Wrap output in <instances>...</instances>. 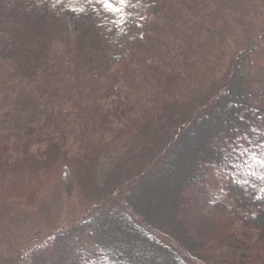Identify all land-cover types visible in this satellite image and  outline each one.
Masks as SVG:
<instances>
[{
  "label": "trees",
  "instance_id": "16d2710c",
  "mask_svg": "<svg viewBox=\"0 0 264 264\" xmlns=\"http://www.w3.org/2000/svg\"><path fill=\"white\" fill-rule=\"evenodd\" d=\"M251 1L0 0V213L45 216L68 167L103 264H264V21L234 28ZM24 20L63 25V48L21 66Z\"/></svg>",
  "mask_w": 264,
  "mask_h": 264
},
{
  "label": "rangeland",
  "instance_id": "374dc122",
  "mask_svg": "<svg viewBox=\"0 0 264 264\" xmlns=\"http://www.w3.org/2000/svg\"><path fill=\"white\" fill-rule=\"evenodd\" d=\"M238 10L242 22L237 20L234 28L245 23L250 25L264 21V0H252L251 4L248 2L238 6ZM0 22L2 29H5L1 15ZM21 25L28 33H16L13 40L17 45L15 58L23 67L42 51L62 49L66 43V29L63 25L56 27L42 24L34 29L32 23L26 20ZM239 32L234 33L237 35ZM119 152L120 149H114L106 153L99 163L98 179L101 184L112 171ZM71 175L70 168L62 167L59 177L49 183L45 216L35 213L31 207L22 203H14L0 213V262L20 249H27L25 257L29 264H103L89 241L91 230L85 229V226H70L72 218L86 207L76 189H72V195L67 197V185L73 180ZM49 229V235L33 241L37 232ZM238 235L242 236L240 229Z\"/></svg>",
  "mask_w": 264,
  "mask_h": 264
},
{
  "label": "snow or ice",
  "instance_id": "6c2138e0",
  "mask_svg": "<svg viewBox=\"0 0 264 264\" xmlns=\"http://www.w3.org/2000/svg\"><path fill=\"white\" fill-rule=\"evenodd\" d=\"M101 2L112 11H118L116 5H129L130 0H101Z\"/></svg>",
  "mask_w": 264,
  "mask_h": 264
}]
</instances>
